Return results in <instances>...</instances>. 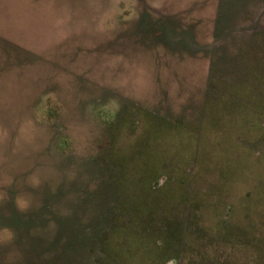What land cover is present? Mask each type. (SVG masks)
Segmentation results:
<instances>
[{
  "label": "rangeland",
  "instance_id": "374dc122",
  "mask_svg": "<svg viewBox=\"0 0 264 264\" xmlns=\"http://www.w3.org/2000/svg\"><path fill=\"white\" fill-rule=\"evenodd\" d=\"M176 177L225 236L154 260ZM0 264H264V0H0Z\"/></svg>",
  "mask_w": 264,
  "mask_h": 264
},
{
  "label": "trees",
  "instance_id": "16d2710c",
  "mask_svg": "<svg viewBox=\"0 0 264 264\" xmlns=\"http://www.w3.org/2000/svg\"><path fill=\"white\" fill-rule=\"evenodd\" d=\"M199 180L200 178H196L194 183L190 184L188 182L193 189H190L191 191H187V189L180 191V187H182L181 181L184 184L185 180L178 177H176L175 181L166 182L163 186H158L157 188H152L149 185L145 186L146 199L152 206L150 214L153 216V223L151 222L150 226H156L155 222L158 219H163V230H155V232L160 235L161 239H165V242H171L165 243L166 248L169 247L170 250L172 248L174 250L170 251L169 256L161 257L157 249H149L151 250L152 259L160 261L171 260L172 255L177 259L179 254L184 250L190 249L192 252L193 249H202L198 247V242L203 240L201 237L204 236V233L209 234V230L207 231V229L210 228L214 229V233L212 234L214 238L225 236L226 228L222 225L223 221L220 219L222 210L227 206L224 205L222 199L218 197L212 198L211 193L201 190L200 187L198 188L200 185ZM207 204H213L211 219L208 220H213L215 223H211L208 226L204 225V227L202 222L205 220L206 215L201 206ZM163 206L165 212H161ZM188 219H191L192 223L186 225L185 221ZM195 226L199 227L194 230L193 227ZM204 229L207 233L204 232Z\"/></svg>",
  "mask_w": 264,
  "mask_h": 264
}]
</instances>
